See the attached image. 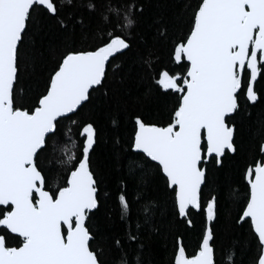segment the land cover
<instances>
[{
  "label": "snow or ice",
  "instance_id": "6c2138e0",
  "mask_svg": "<svg viewBox=\"0 0 264 264\" xmlns=\"http://www.w3.org/2000/svg\"><path fill=\"white\" fill-rule=\"evenodd\" d=\"M172 2L141 32L144 0H0V264H150L152 236L172 237L170 264H241L242 241L217 250L229 203L264 264V0ZM129 81L166 123L120 102Z\"/></svg>",
  "mask_w": 264,
  "mask_h": 264
},
{
  "label": "trees",
  "instance_id": "16d2710c",
  "mask_svg": "<svg viewBox=\"0 0 264 264\" xmlns=\"http://www.w3.org/2000/svg\"><path fill=\"white\" fill-rule=\"evenodd\" d=\"M146 13L143 18V21L140 25L141 32L146 30L148 24H151L154 16L163 14L165 16H171L173 11H175L178 5L173 4L172 0H144ZM47 32L45 36L44 33ZM41 36H43V47L45 49V55H48L47 49L49 45L55 46L58 41V32L56 26L53 22H47L44 28L41 29ZM37 41L39 44L40 37H37ZM143 47V46H141ZM166 50L164 51V57L166 58ZM54 59L49 60V67L54 64ZM125 88L129 89L128 92L121 91L118 99L122 104H127L129 107V111H138L147 116L152 122L156 123H166L168 116L166 112H162L157 114L156 110L152 106H145L144 108H137L133 104V99L137 95L138 89L134 81H129L125 86ZM258 88H264V84H261L259 81L257 83ZM170 106V105H169ZM264 109V106H258L253 109V118L257 117L261 110ZM100 123L105 128H108V122L104 119L103 115L100 117ZM244 127L241 131L242 137L247 139L250 135L252 128L249 126L251 121L245 119L242 121ZM250 158V157H249ZM98 162L100 165L101 175L104 177L106 182V188L109 194L114 193L116 191V180L118 179L117 171L113 168L111 150L109 147H102L98 152ZM244 163V158L241 157L237 161H228L224 166V170L221 172L220 176L222 180H236L239 181L240 173L239 168ZM58 177L55 172L52 175V180L55 182ZM62 183V179L60 180ZM130 191L134 189V185L132 182H129ZM233 189H240L239 183H235L232 185ZM226 195H227V189ZM153 194V193H149ZM112 202L109 200L108 204L110 205ZM235 208L232 204H226L222 210L221 223L218 230L219 240H218V253L220 245L228 246L230 244H234L237 241L243 242V247L240 250V262L241 264H253V258L256 255V250L254 248L249 249L248 243L244 240V236L240 231L233 230L232 227V216L234 215ZM246 229L244 230V234L246 235ZM200 234V226L199 221H197L196 227L194 229H190L185 233V243L188 245L187 251L189 253L192 252L193 248L196 245L197 239ZM14 243V241H12ZM151 247L148 250V255L150 257V264H170V256L172 253V237L168 236L167 239L163 237L152 236L150 238Z\"/></svg>",
  "mask_w": 264,
  "mask_h": 264
}]
</instances>
